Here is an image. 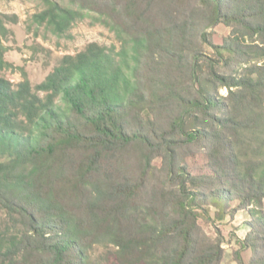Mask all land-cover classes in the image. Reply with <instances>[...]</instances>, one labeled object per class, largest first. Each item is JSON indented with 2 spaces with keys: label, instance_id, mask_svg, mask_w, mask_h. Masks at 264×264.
Segmentation results:
<instances>
[{
  "label": "trees",
  "instance_id": "1",
  "mask_svg": "<svg viewBox=\"0 0 264 264\" xmlns=\"http://www.w3.org/2000/svg\"><path fill=\"white\" fill-rule=\"evenodd\" d=\"M43 1L38 25L63 35L96 11L123 46L91 42L35 87L25 71L0 77V204L27 228L0 235V264H91L94 242L122 264H219L199 225L210 206L218 220L246 211V264H264V0ZM133 149L141 159L124 163Z\"/></svg>",
  "mask_w": 264,
  "mask_h": 264
},
{
  "label": "rangeland",
  "instance_id": "2",
  "mask_svg": "<svg viewBox=\"0 0 264 264\" xmlns=\"http://www.w3.org/2000/svg\"><path fill=\"white\" fill-rule=\"evenodd\" d=\"M62 2V0H59ZM71 0H64L63 3L79 9L77 3H70ZM44 9L43 0H0V16L9 15L5 19V24L9 29L6 37L1 38V42L6 50L3 53L5 61L12 64V67L0 68V77H5L14 84L22 81V72L25 71L31 85L35 87L46 79V77L54 70V68L62 62L65 55H76L82 51L89 43L97 42L100 45L107 46L115 52L122 50V42L117 33L108 25L96 21V11H92L91 16L83 20H79L63 35H56L46 25H38L33 20V15L41 12ZM88 11V10H86ZM208 32H214V42H221L222 36H226L229 29L224 26L211 27ZM124 38L127 39L126 36ZM204 52L209 55L213 53L209 49ZM219 93L222 96L228 94V89L220 88ZM43 96V93H40ZM59 102L61 100L59 99ZM200 159V157H197ZM140 154L136 149L124 154L123 162L129 163L139 161ZM2 161H7L8 157L0 158ZM192 168L194 162L190 161ZM199 165V164H198ZM153 167L149 175V185L159 184L161 176V159L155 158ZM111 173L107 168L105 175ZM97 179H103V176H98ZM148 196L140 197L142 208L146 206ZM62 204L70 211L75 209L76 200H71L67 196L62 199ZM207 206V205H206ZM204 206L205 208H207ZM210 215L214 219L212 222H207L203 217L199 218V225L202 229V237H207L210 241L221 243L223 248V257L219 264H241L248 263L252 256L251 250L241 248L240 241L243 239L248 230L249 215L246 211H239L233 216H226L223 220L217 219V210L210 206ZM19 214L12 213L0 204V235L5 237L21 236L26 233V227L18 222ZM8 234V235H7ZM90 254V262L94 264H122L115 254V247L111 244L91 243L88 246ZM240 258L242 260H240ZM39 260L35 254L27 259V264H33Z\"/></svg>",
  "mask_w": 264,
  "mask_h": 264
}]
</instances>
